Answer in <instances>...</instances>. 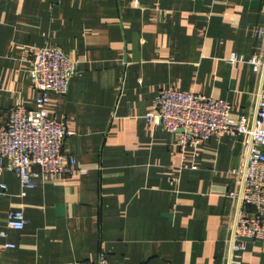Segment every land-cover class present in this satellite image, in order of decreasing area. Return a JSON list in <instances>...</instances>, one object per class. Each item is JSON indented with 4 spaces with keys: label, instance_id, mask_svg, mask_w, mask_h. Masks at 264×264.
I'll return each instance as SVG.
<instances>
[{
    "label": "crops",
    "instance_id": "0c3cea01",
    "mask_svg": "<svg viewBox=\"0 0 264 264\" xmlns=\"http://www.w3.org/2000/svg\"><path fill=\"white\" fill-rule=\"evenodd\" d=\"M263 25L264 0H0V116L34 107L30 60L59 48L77 73L46 109L73 132L62 153L85 170L25 190L0 174V264H223L241 137L180 148L146 116L163 89L224 99L233 119L251 112L256 76L226 58L257 54ZM10 211L23 229L7 227ZM240 264H264V245L249 241Z\"/></svg>",
    "mask_w": 264,
    "mask_h": 264
},
{
    "label": "built area",
    "instance_id": "2783aa9c",
    "mask_svg": "<svg viewBox=\"0 0 264 264\" xmlns=\"http://www.w3.org/2000/svg\"><path fill=\"white\" fill-rule=\"evenodd\" d=\"M261 49L247 60L231 53L229 64L245 61L257 79L251 112L237 119L224 99L192 92L163 89L154 100V111L146 116L164 131L176 134L180 148L202 143L213 135L241 137L244 164L239 179L227 197L230 200L229 234L224 241L223 264H240L249 241L264 245V25L256 29ZM77 73V62L54 46L36 48L30 60L29 77L38 91L33 108L16 105L0 116V174L14 172L22 190L33 188L41 174H63L85 170L62 147L73 132L62 121L51 118L46 109L50 93L65 94ZM7 160L8 163L4 164ZM3 195L6 184L0 182ZM249 208H252L250 211ZM26 224L22 211H10L6 225L21 230ZM13 247L12 244H6ZM72 264H90L73 262ZM96 264H108L101 258Z\"/></svg>",
    "mask_w": 264,
    "mask_h": 264
}]
</instances>
